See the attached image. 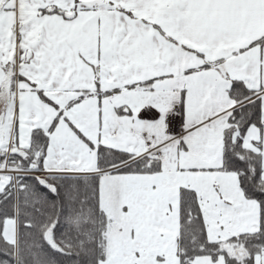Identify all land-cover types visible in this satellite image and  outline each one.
I'll return each mask as SVG.
<instances>
[{
	"label": "snow or ice",
	"instance_id": "6c2138e0",
	"mask_svg": "<svg viewBox=\"0 0 264 264\" xmlns=\"http://www.w3.org/2000/svg\"><path fill=\"white\" fill-rule=\"evenodd\" d=\"M0 264H264V0H0Z\"/></svg>",
	"mask_w": 264,
	"mask_h": 264
}]
</instances>
